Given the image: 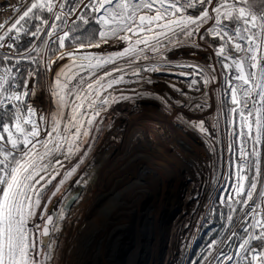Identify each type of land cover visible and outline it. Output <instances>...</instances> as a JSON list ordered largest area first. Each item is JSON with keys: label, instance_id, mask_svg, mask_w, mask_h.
Wrapping results in <instances>:
<instances>
[{"label": "snow or ice", "instance_id": "snow-or-ice-1", "mask_svg": "<svg viewBox=\"0 0 264 264\" xmlns=\"http://www.w3.org/2000/svg\"><path fill=\"white\" fill-rule=\"evenodd\" d=\"M12 11L10 20L0 21V264H56L65 206L79 195L69 188L56 216L47 214L49 198L40 213L41 230L34 221L48 186L81 152L110 104L152 96L135 88L127 95L119 86L151 84L148 74L173 68L180 69L188 89L200 93L194 98L169 82L180 109L209 112L207 89L222 84L215 121L191 119L183 111L177 116L213 149L222 116L233 141L226 146L231 183L217 197L228 209L220 215L229 233L211 239L192 264H264V0H20ZM205 33L219 41L213 52L220 69L174 65L171 52L201 48L197 40L205 41ZM24 37L29 43L22 47ZM121 43L122 50L93 51ZM53 67L59 70L48 91L55 109L44 113L31 98L38 94L37 80ZM155 98L169 104L166 97ZM83 162L81 157L63 172L53 197ZM237 219L238 230H232ZM238 236L243 238L234 244Z\"/></svg>", "mask_w": 264, "mask_h": 264}, {"label": "rangeland", "instance_id": "rangeland-1", "mask_svg": "<svg viewBox=\"0 0 264 264\" xmlns=\"http://www.w3.org/2000/svg\"><path fill=\"white\" fill-rule=\"evenodd\" d=\"M206 36L211 38L205 33ZM197 42L202 45L199 49L182 47L172 51L170 57L173 64H199L202 67L212 64L220 69V65L214 60L216 58L213 52V48L219 41L212 44L198 39ZM208 44L213 47H208ZM125 46L124 43L118 44L114 48L105 45L102 49L93 51L122 50ZM40 48L43 52L42 45ZM67 62V60L60 62L59 66ZM120 63H123V61ZM56 68L53 67L52 73L46 74L43 86L36 85L38 94L31 98L32 103L44 113L55 109V98L50 96L48 84L52 79V75L59 69V67L57 70ZM184 70L190 71V69ZM179 71L180 69L173 68L171 73L148 74L153 81L151 84L139 85L133 83L119 86L126 89L125 94L127 95H133L130 90L135 88L137 91L150 92L152 96L110 104L101 113L102 118H96L95 124L89 130L90 135L87 138V143L82 146L81 152L73 157L71 162H66L65 167L61 169L60 176L48 186L40 210H43L46 199L48 202L51 198V203L46 202L47 212L54 216L58 214L61 207V197L69 188L72 189L73 195H79V199L75 200L70 208H65L64 219L60 222L61 231L56 236L58 241L57 251L55 252L56 264H59L56 258L60 248L64 245L62 243L66 234L72 229V238L80 235V226L83 221L91 216L93 217L92 209L97 205L99 195L103 189L110 186L112 193L114 192L112 197L119 192L121 193L125 181H131L135 177V173L144 168L143 162L145 164L152 163L155 166V163L151 160V155L153 156L155 153L162 152L163 156L162 160H159L160 163H173V161H176L174 167L177 168L174 169L175 178L173 177L175 179L174 183H176L172 184V187H168L172 192L171 200H168L170 197H167V201L161 195V197L156 198L155 203L147 204L149 209L142 207L140 212L137 213L136 222L134 221L133 225L129 222V227L124 228V232L118 235V239L115 237L112 245L107 246V253H103V249H100V239L97 236V239L92 242L96 253L94 252L93 255L90 254L86 258L88 264H151V262L153 264H189L192 247L202 226L211 222L217 208H226L217 203V197L221 195V187L225 185V182L231 183L229 179L231 169L227 164V159L231 158V154L226 153V145L233 141L227 130L226 120L221 116L214 137L216 147L213 153L206 156L204 145H207L206 147L209 150L212 146L208 143V139L189 128L185 120L177 116L178 111H183L184 115L191 119L199 120L203 118L206 122L215 121L222 99V84H213L207 89L210 96L209 102L212 104V109L209 112H191L180 109L175 104L178 93L172 90L169 82L176 83L177 86H180L188 95L194 98H199L200 93L187 88L188 81L185 77L178 75ZM131 79L136 80L137 78L131 77ZM218 79H220L219 76ZM30 87H32L31 84ZM200 87L201 91H205L202 85ZM156 96L166 97L169 104L166 105L163 99H156ZM213 117L214 120H212ZM223 125L226 128L224 129L226 133L223 131ZM193 132H197L201 137L200 139H194L196 143L190 139ZM183 142L189 145L188 151L184 149V146L182 148L181 144ZM85 151H87L86 157L84 156ZM169 153H172V155L169 156ZM209 156L212 159L210 167L208 166ZM81 157H84V162L60 188L61 196L56 197L59 193L57 192L53 197V191L59 180L63 178V172L73 167ZM81 178L86 183L77 185L76 181ZM159 183L162 189L161 193L169 190L163 186L164 182L162 180ZM125 196L127 198L129 192ZM114 203L115 201L105 205L110 209L109 205L112 204L113 206ZM111 210H113V207ZM133 211L131 212L132 216ZM108 212L107 209H102L105 217L109 216ZM126 212L125 216L128 218ZM115 218H113V221ZM124 219L122 218L121 222L122 220L126 222V219ZM125 224L127 225V223ZM234 224L231 227L232 230ZM111 228L109 226L108 229ZM87 232L88 229L84 228L82 234ZM229 247V245H225V250L229 251L231 249ZM102 253L104 256L100 257Z\"/></svg>", "mask_w": 264, "mask_h": 264}, {"label": "bare ground", "instance_id": "bare-ground-1", "mask_svg": "<svg viewBox=\"0 0 264 264\" xmlns=\"http://www.w3.org/2000/svg\"><path fill=\"white\" fill-rule=\"evenodd\" d=\"M214 60H216V59H214ZM212 120H214V117ZM224 127L225 126L223 125V131H224V129H226ZM217 130H218V127H217ZM200 138L201 137L197 134V132H193L190 135V139L192 142L194 139H200ZM187 140H188V138H187ZM195 143H196V141H195ZM195 143H194V145L196 146ZM181 146H182V148L184 146V149L187 150L189 145H187L186 142H183V144H181ZM206 146L204 145L203 148L205 150V153L207 154L206 156H208L209 153L211 154L214 152V149L211 146V150H209L208 147H206ZM204 150H201V151H204ZM170 154L172 155V153H169L168 155L170 156ZM185 154H187V153H185ZM141 155H143V154H141ZM162 156H163L162 152L161 153H155V154H153V156L151 155V160L153 161V163H155V166H153L152 163L145 164L143 162L142 165L144 168H142L140 171H137V173H135V175H134L135 177L131 181H128V180L125 181V184H124L125 186H122L123 191L121 193L119 192L120 194L117 191L118 194H116V195H114V197H112L114 192L112 193L110 186L109 187L107 186L103 189V191L99 195V201H98L97 205L95 206V208L92 209L91 213H93V217L91 216L90 218H88L82 222V224L80 226V230H81L80 235L76 238H72V236H71L72 229H70L68 231V233L66 234V237L64 238V242L62 243L64 245L60 248V252L58 254V257L56 258V261L59 264H88V262L86 261V258H88L90 256V254L93 255V253L95 252L94 251L95 249L93 248L92 242H94L97 239V236L100 239V243H99L100 249H103V253H107V246L109 247V245H112L115 237H117V239H118V235H120L124 232V228L129 227V222L132 225H133L134 221L136 222L137 213L140 212L142 207L148 208L147 204L148 203L152 204V202L155 203L156 198L161 197V195L164 197V199L167 200V197L168 198L170 197L168 200H171V193L172 192L168 187L169 186L172 187V184L176 183V182L174 183V180H175L174 179L175 178L174 177L175 176L174 169L177 168L176 166L174 167L176 161H173V163H171V162L160 163L159 160H162L161 159ZM141 159H143V158H141ZM208 160H209L208 166L210 167L211 162H212L211 157ZM145 162H146V160H145ZM136 166L139 167L138 165H136ZM139 168H141V167H139ZM160 179L165 184V185L163 184V186H165L169 189L167 192L163 191V193H161L162 189H161V187H160L161 185L159 183V181H161ZM163 186H162V188H163ZM163 190H164V188H163ZM165 190H167V189H165ZM127 192H129V196L126 198L125 195ZM114 201H115V203L113 206H112V204L109 205L110 209L106 207L110 202H114ZM125 201H127V203H125ZM105 204H107V205H105ZM112 207H113V210H111ZM102 209H104V210L107 209L109 211L108 212L109 216L105 217L102 213ZM125 209H130V210H125ZM132 210L135 211V214L133 211V216L131 215ZM87 212H89V211H87ZM125 212L128 214V218L125 216ZM114 217H116V218L113 221ZM122 218H125L126 220L125 219L124 220L126 222H123V220L121 222ZM90 219H92V220H90ZM125 223H127V225ZM109 226H110V228L111 227L112 228L108 229ZM74 227H76V226H74ZM84 228L88 229V232L86 234H82V231L84 230ZM92 236H93V238H92ZM103 253L101 254L102 256L100 255V257L104 256ZM151 264H153V262H151Z\"/></svg>", "mask_w": 264, "mask_h": 264}, {"label": "trees", "instance_id": "trees-1", "mask_svg": "<svg viewBox=\"0 0 264 264\" xmlns=\"http://www.w3.org/2000/svg\"><path fill=\"white\" fill-rule=\"evenodd\" d=\"M193 14H198V13H193ZM205 41L206 42H210L212 44L215 43V40H213L212 38H209L207 36L205 37ZM28 43H29L28 38L24 37V44L22 45V47L23 46H27ZM21 67L22 68L23 67H27V65L26 64H22ZM57 68H56V70H57ZM45 78H46V74L43 77V79L37 80L36 85L37 86H43L45 84ZM227 213H228V209L227 208H224V209H221L220 207L217 208L216 214L213 215V218L211 219V222L209 224L207 223L206 225L204 224L202 226L201 230L198 233L196 241H195V243H194V245L192 247V251L190 253L191 261L189 262V264H192V262L198 258V256L201 253V251L205 249V246L207 245V243L211 239H213V238L222 239L228 233L230 226L228 225L226 220L223 219L222 216L220 215V214H225L226 215ZM240 214L241 213L237 212L234 215L239 217ZM232 225H231V227H232Z\"/></svg>", "mask_w": 264, "mask_h": 264}, {"label": "built area", "instance_id": "built-area-1", "mask_svg": "<svg viewBox=\"0 0 264 264\" xmlns=\"http://www.w3.org/2000/svg\"><path fill=\"white\" fill-rule=\"evenodd\" d=\"M19 2H20V0H0V21H8V20H10L13 17V15H14L12 9ZM22 10H23V8L21 9V11ZM48 196H47V198H48ZM46 202H47V199H46L45 203ZM40 213H41V210H38L34 222L40 224L41 225V230H42V228L44 226V221L41 220ZM47 214H48V212H47ZM45 220H46V216H45ZM240 223H241V221L239 219H237L236 223L234 224V229L233 230H238V226L240 225ZM242 238H243L242 236H238L237 239H236V242H238ZM230 247H229V249H230ZM232 251H234L233 247H231V249L228 252H232Z\"/></svg>", "mask_w": 264, "mask_h": 264}, {"label": "water", "instance_id": "water-1", "mask_svg": "<svg viewBox=\"0 0 264 264\" xmlns=\"http://www.w3.org/2000/svg\"><path fill=\"white\" fill-rule=\"evenodd\" d=\"M61 193H62V192L59 191V193H58V195H57L56 197L61 196ZM63 196H64V194H63ZM64 203H65V202L62 201L61 206H62ZM74 203H75V202H71V201L67 202L65 208H66V209L70 208Z\"/></svg>", "mask_w": 264, "mask_h": 264}]
</instances>
